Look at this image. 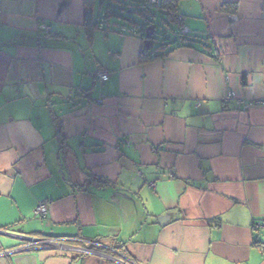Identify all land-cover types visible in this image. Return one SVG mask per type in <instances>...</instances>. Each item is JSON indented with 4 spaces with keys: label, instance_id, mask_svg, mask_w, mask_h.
Returning a JSON list of instances; mask_svg holds the SVG:
<instances>
[{
    "label": "crops",
    "instance_id": "crops-1",
    "mask_svg": "<svg viewBox=\"0 0 264 264\" xmlns=\"http://www.w3.org/2000/svg\"><path fill=\"white\" fill-rule=\"evenodd\" d=\"M178 7L203 45L140 63L127 29L88 43L82 0H0V264H119L3 254L25 237L98 240L137 264H264V0Z\"/></svg>",
    "mask_w": 264,
    "mask_h": 264
},
{
    "label": "trees",
    "instance_id": "trees-1",
    "mask_svg": "<svg viewBox=\"0 0 264 264\" xmlns=\"http://www.w3.org/2000/svg\"><path fill=\"white\" fill-rule=\"evenodd\" d=\"M83 1V28L91 44L92 33L95 29L102 28L113 32H123L126 29L138 35L144 42L145 32L148 26L154 24L155 31L151 37L150 46L144 43L139 53V62L146 63L167 57L175 48L195 47L196 44L203 45L202 37L188 31L185 34L180 32L182 15L179 12V0H82ZM134 5L133 9L130 6ZM225 9V8H224ZM158 19L156 23L155 19ZM108 20H121L119 27H109ZM106 23V24H104ZM179 26V38L169 39L166 37L162 24ZM122 27V28H121ZM125 28V30L123 29ZM49 33V32H48ZM160 37V40L158 39ZM55 119V118H54ZM57 133H61L59 124L54 120ZM58 134V135H59ZM97 183L109 184L105 180L95 179ZM254 221V220H253ZM260 230V229H257ZM264 230V229H262ZM264 245L262 243L261 246Z\"/></svg>",
    "mask_w": 264,
    "mask_h": 264
},
{
    "label": "built area",
    "instance_id": "built-area-1",
    "mask_svg": "<svg viewBox=\"0 0 264 264\" xmlns=\"http://www.w3.org/2000/svg\"><path fill=\"white\" fill-rule=\"evenodd\" d=\"M152 2H155L156 0H151ZM41 31L44 34H48L50 31V28L47 24H42L40 26ZM189 30L181 25L180 32L182 34L187 33ZM95 77L99 82H104L108 79V72L106 70H97L95 72ZM231 99H234L236 101V105L239 107H243L247 109L248 107L252 106L254 103L253 101H247L236 98L234 93L230 90L227 91L225 94L224 101H229ZM33 214L36 217L39 218H46L48 215V205L47 202H40L38 203L34 210ZM252 228L254 230L257 229H264V218L255 219L252 222ZM78 241V243L70 244L68 241ZM25 242H23L21 245L17 246L16 248L9 249L3 252V254H9L11 252L15 251H24V250H30V249H36V248H54V249H60L64 251H68L71 253L79 254V255H88V254H98L102 257L111 258L117 261L119 264H137L134 262L129 256H127L124 252H122L120 249H117L115 246L112 245H104L98 240L93 239H84V238H38V237H28L27 239H24ZM100 248H105L107 251L111 252L112 254L119 255L122 259L118 260L116 257L105 253L104 251L100 250ZM261 250L264 252V245L261 246Z\"/></svg>",
    "mask_w": 264,
    "mask_h": 264
},
{
    "label": "rangeland",
    "instance_id": "rangeland-1",
    "mask_svg": "<svg viewBox=\"0 0 264 264\" xmlns=\"http://www.w3.org/2000/svg\"><path fill=\"white\" fill-rule=\"evenodd\" d=\"M134 5L130 6L131 9H133ZM156 23H158V19H155ZM106 24V23H104ZM122 24L121 20H108V25L109 27H119V25ZM162 24V23H161ZM166 33V37H168L169 39H178L179 38V26L177 24H171V25H166V24H162L161 25ZM158 39L160 40V37H158Z\"/></svg>",
    "mask_w": 264,
    "mask_h": 264
},
{
    "label": "water",
    "instance_id": "water-1",
    "mask_svg": "<svg viewBox=\"0 0 264 264\" xmlns=\"http://www.w3.org/2000/svg\"><path fill=\"white\" fill-rule=\"evenodd\" d=\"M155 25L152 24L150 26L147 27L146 32H145V39H144V45L145 46H150L151 43V37L155 31ZM28 237H25L24 239H27Z\"/></svg>",
    "mask_w": 264,
    "mask_h": 264
}]
</instances>
